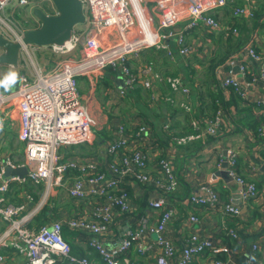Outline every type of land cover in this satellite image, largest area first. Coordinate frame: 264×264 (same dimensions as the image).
I'll return each mask as SVG.
<instances>
[{
    "label": "built area",
    "instance_id": "2783aa9c",
    "mask_svg": "<svg viewBox=\"0 0 264 264\" xmlns=\"http://www.w3.org/2000/svg\"><path fill=\"white\" fill-rule=\"evenodd\" d=\"M10 1L0 0V34L3 35H6L3 25L11 28L2 15ZM33 1L19 0V4L30 5ZM82 1L86 9L85 27L75 28L71 38L63 45L46 46L53 53L61 55L54 66L48 71L36 68L32 80L27 74H22L21 84L16 91L8 95L0 93V108L13 102L19 111L20 135L26 148L23 165L28 170L24 178L4 179L6 167L17 166L8 160L0 164V221H7L10 225L9 231L0 236V248L9 246L24 253L26 260L22 264H226L222 256H229L235 249L221 240L202 237L193 232L187 237L184 247L179 249L165 237L164 232L174 216L170 198L179 187V174L168 157L156 162L159 174L150 171L149 152L140 148L148 143L146 135L149 126L141 122L139 117H134V131H122L108 146L107 153L111 157L108 168L105 165L108 162L95 160L62 161L59 149L85 144L94 138L97 120L78 91L80 76L96 80L108 68L117 70L125 76L122 94L126 95L141 80L130 65L132 58L140 57L145 49L152 47L164 49L172 57L174 53L170 40L175 41L180 55L188 56L196 47L187 42V33L203 25L220 28L221 22L215 17L214 11L226 5L227 0H158L156 7L160 17L156 26L153 16L143 6V0ZM234 15L253 17L254 11L249 7L238 6L234 9ZM185 16L188 17L187 21L182 20ZM145 17L147 20H144ZM233 30L237 31L236 28ZM247 50L249 59L261 60L253 42ZM229 66L230 70L221 80V88L227 94L230 88H234L246 98L239 78L250 74L248 63L233 59ZM235 67L240 71L238 75L234 72ZM151 70L153 63L150 62L141 73L145 76ZM259 79L264 83V66L247 84ZM167 80L174 91L190 96L191 87L185 85L180 76L168 77ZM143 84L148 87L150 81L144 78ZM182 107L192 112L188 103H182ZM223 114L224 107L220 106L209 119L208 133L221 130ZM3 127L1 121L0 131ZM169 127L166 125V128ZM200 127L201 120L196 119L195 130ZM197 137L198 134L190 133L177 137L176 141L184 144ZM228 162L230 174L243 185V197L247 199L255 196L258 191L256 184L246 182L234 169L237 165L234 153L229 155ZM70 172L77 174L67 186L69 195L76 200L92 202L91 211L71 217L68 221L45 222L32 231L27 224L34 218L35 212L22 215L26 209L25 203L14 205L7 202L6 195L11 189V182H48V195L52 187L65 186L66 176ZM131 181L160 193L149 201L150 208L158 211V221H154L149 214L133 215L130 192L126 188ZM28 197L31 199L30 195ZM189 202L220 210L233 217L240 215V208L224 201L210 182L201 187V192L192 194ZM190 220L198 223L200 218L192 214ZM119 225L123 226V230L118 234L113 228L119 230ZM65 227L79 232L81 239L88 241L100 260L74 255L72 244L64 235ZM13 231L17 232L18 240L8 243L7 237ZM228 234L238 239L235 229H229ZM149 237L154 239H147ZM258 250L259 245H253L249 264H260ZM6 262V255L0 252V264Z\"/></svg>",
    "mask_w": 264,
    "mask_h": 264
},
{
    "label": "crops",
    "instance_id": "0c3cea01",
    "mask_svg": "<svg viewBox=\"0 0 264 264\" xmlns=\"http://www.w3.org/2000/svg\"><path fill=\"white\" fill-rule=\"evenodd\" d=\"M39 1L34 0L32 7L21 5L23 14L26 12L28 16L32 15L29 18L30 24L26 23L27 29L40 25L39 20L33 17V9ZM157 1L143 0V6L153 16L155 26L160 17ZM48 2L43 0L47 4L46 10L43 9L47 13H55L54 4L52 1ZM238 6L251 8L254 16H235L234 9ZM214 15L221 22L220 28L203 25L187 33V42L196 47L188 56L180 55L175 41L170 40L174 53L172 57L166 50L152 47L145 49L140 57L132 58L130 65L141 80L126 95L122 94L125 76L117 70L108 68L96 80L80 76L78 91L89 112L97 120V127L92 141L63 146L59 149V155L62 161L82 159L108 162L105 164L108 168L111 159L107 153L108 146L122 131H134V117H139L141 122L149 126L146 135L148 143L140 148L149 152L150 171L159 174L156 162L168 157L179 174V187L170 198L174 216L164 232L165 237L179 249L184 247L187 237L193 232L202 237L221 240L235 249L229 256H222L226 264H249L253 245L258 244L259 261L264 264V83L259 79L247 84L260 67L264 66V0H227V4L216 9ZM187 19L185 16L182 20ZM252 42L261 55L260 61L249 59L247 49ZM31 48L34 53L39 52V60L31 58L32 68L27 66L25 59L28 53H32ZM49 50L50 47L30 45L23 50L18 65L0 63V93L8 95L7 93L16 91L21 84L22 74H27L32 80L36 75V68L40 71L50 70L57 59H53L54 53L51 51V54ZM233 59L245 61L249 65L250 74L239 78L246 98L235 89L239 95L234 94L233 88L229 89V94L221 88V80L230 70L229 63ZM150 62L153 63V70L142 75L141 71ZM234 72L237 75L240 73L237 67ZM174 76H180L183 83L191 87L189 97L171 88L167 79ZM144 78L150 81L148 87L143 84ZM1 83L6 85L1 86ZM182 103H188L192 112L186 111ZM14 104L10 102L0 108V122L4 124L0 131V164L8 160L18 167L24 166L26 148L20 135L19 111ZM220 106L224 107V124L217 133L210 134L207 132L209 119ZM120 118L121 122L113 123V119L120 121ZM196 119L201 120V127L197 131L194 128ZM166 125L170 127L166 128ZM190 133H196L198 137L184 144L176 141L177 137ZM231 153L237 156V165L234 167L237 175L246 182L256 184L258 191L255 196L245 199L242 195L243 185L236 178L229 185L221 177L222 164ZM76 174H67L66 189ZM26 176L27 174L24 177ZM7 177L20 178L14 174ZM3 178L5 179L4 176ZM208 182L224 201L240 208L239 216L233 217L220 210L189 202V197L201 192V187ZM48 185V182L35 184L31 181H12L11 189L6 195L9 203L26 204L22 215L35 212L34 218L27 224L32 231L42 224L37 218L41 217L44 223L68 221L71 217L91 211L92 202L73 199L68 192L62 194L63 188L60 186L52 187L47 195ZM126 188L130 192L133 215L149 214L154 221H158V211L150 208L149 201L160 193L135 181L127 183ZM192 214L199 216L198 223L191 222ZM119 226V230L113 228L115 233L119 234L123 230V226ZM9 227L7 221L1 220L0 236L9 231ZM229 229L237 231L238 239L231 238ZM16 234L13 231L7 237L8 243L17 239ZM64 235L70 240L74 255L87 256L93 261L100 260L98 253L90 247L88 241L81 239L79 232L65 227ZM147 239L153 240L154 237ZM0 252L7 257L5 264H22L26 260L24 253L9 246L1 247Z\"/></svg>",
    "mask_w": 264,
    "mask_h": 264
},
{
    "label": "water",
    "instance_id": "95a60500",
    "mask_svg": "<svg viewBox=\"0 0 264 264\" xmlns=\"http://www.w3.org/2000/svg\"><path fill=\"white\" fill-rule=\"evenodd\" d=\"M56 8L55 13H47L41 6L33 9V14L40 22L35 28L25 30L16 40L0 34V49L4 50L0 54V63L16 66L19 64L21 54L30 45L51 46L63 45L67 42L79 24H85L86 13L82 0H51ZM220 169V175L229 185L235 181L230 174L229 162L226 159ZM26 166H7L4 173L7 176H19L23 178L27 174ZM247 258V256H245Z\"/></svg>",
    "mask_w": 264,
    "mask_h": 264
},
{
    "label": "rangeland",
    "instance_id": "374dc122",
    "mask_svg": "<svg viewBox=\"0 0 264 264\" xmlns=\"http://www.w3.org/2000/svg\"><path fill=\"white\" fill-rule=\"evenodd\" d=\"M48 1H49L48 3H51L50 0H48ZM32 5L33 4L22 5V6H30V7H32ZM40 5L44 9H45V7H47V4L43 3L42 0L39 1V4H36V6H40ZM22 6H21V4H19V0H11L10 3L7 5L6 9L2 13L3 17L7 19V21L9 22V24L11 26V28H9V27L3 25V29L5 30V33H6L5 36H7L8 38L13 39V40H16V38H17L16 36L17 35H21L25 30H27V26H26L27 22L30 24L29 18L32 15L30 14L28 16L26 14V12H25V14H23V7ZM33 17H34V19H37V17H35L34 14H33ZM84 27H85V24H79L75 28L78 29V28H84ZM49 51L51 53V50H49ZM2 52H3V50L0 49V53H2ZM31 52L32 53H30V54L28 53V55H27V57H25V59H26L27 66L32 68L33 67L32 59L34 60V58H35V59L39 60V58H38L39 52L38 53H34L32 51V48H31ZM52 57H53V59H58V58L61 57V55L57 54V53H54V54H52ZM161 60L165 62V59L163 57H161ZM38 66L41 67V65H39V64H38ZM2 84L6 85V83H1V86H2ZM7 94H9V93H7ZM112 121H113V123H119V122H121V118H120V121H117L116 119H113ZM41 185H43V184H41ZM60 188H63V190L61 191L62 194L63 193L67 194L68 191H67L65 186H60ZM12 204H14V203H12ZM14 205H16V204H14Z\"/></svg>",
    "mask_w": 264,
    "mask_h": 264
},
{
    "label": "trees",
    "instance_id": "16d2710c",
    "mask_svg": "<svg viewBox=\"0 0 264 264\" xmlns=\"http://www.w3.org/2000/svg\"><path fill=\"white\" fill-rule=\"evenodd\" d=\"M255 14H256V11H255ZM232 92H233L234 94H236V95L238 94V93L234 90V88L232 89ZM232 92H231V93H232ZM238 95H239V94H238ZM37 221H38V222H41L42 224L44 223V222L41 220V217H40V218H37ZM42 224H41V225H42Z\"/></svg>",
    "mask_w": 264,
    "mask_h": 264
},
{
    "label": "bare ground",
    "instance_id": "6f19581e",
    "mask_svg": "<svg viewBox=\"0 0 264 264\" xmlns=\"http://www.w3.org/2000/svg\"><path fill=\"white\" fill-rule=\"evenodd\" d=\"M165 103V102H164ZM168 114V113H167Z\"/></svg>",
    "mask_w": 264,
    "mask_h": 264
}]
</instances>
